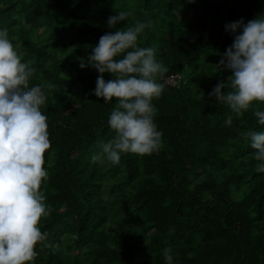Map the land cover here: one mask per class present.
<instances>
[{
    "label": "trees",
    "instance_id": "obj_1",
    "mask_svg": "<svg viewBox=\"0 0 264 264\" xmlns=\"http://www.w3.org/2000/svg\"><path fill=\"white\" fill-rule=\"evenodd\" d=\"M119 11L129 15L110 26ZM257 15L264 0H0V27L35 69L29 87L54 85L41 105L51 144L40 186L48 215L39 227L48 235L25 264H167L169 246L177 264H264V172L245 135L264 130L255 115L264 102L236 114L209 95L222 80V91L232 90V70L219 65L234 39L226 22ZM137 21L151 22L137 43L155 46L169 69L158 79L181 76L153 98L162 143L119 162L93 161L115 135L108 118L117 98L91 91L100 73L81 67L80 57L104 33Z\"/></svg>",
    "mask_w": 264,
    "mask_h": 264
},
{
    "label": "clouds",
    "instance_id": "obj_2",
    "mask_svg": "<svg viewBox=\"0 0 264 264\" xmlns=\"http://www.w3.org/2000/svg\"><path fill=\"white\" fill-rule=\"evenodd\" d=\"M129 15L119 11L108 18L110 26ZM151 22L137 21L125 29L106 32L99 38L87 59L80 57V66L96 68V87L91 91L105 100L117 98L108 124L114 137L101 141L93 161L119 162L125 152L151 153L162 143V130L154 120L157 107L154 97L165 89L163 79L169 71L156 56L155 46H140L139 34ZM225 29L234 39L223 52L219 65L231 69V91H222L226 81H219L209 93L226 103L233 112L242 114L253 101L264 102V15L245 22L243 17L226 22ZM123 54V55H121ZM35 69L23 61L22 55L0 27V264H25L35 260L37 242L47 239L48 233L39 227L42 216L48 215L45 195L41 191L43 178L48 175L44 153L50 147L47 114L41 110L47 100L46 88L51 83L29 87ZM105 72L113 73L106 79ZM255 115L264 125V109ZM232 116L225 121L231 125ZM259 160L257 171L264 172V130H249ZM167 264H177L172 248L164 249Z\"/></svg>",
    "mask_w": 264,
    "mask_h": 264
},
{
    "label": "rangeland",
    "instance_id": "obj_3",
    "mask_svg": "<svg viewBox=\"0 0 264 264\" xmlns=\"http://www.w3.org/2000/svg\"><path fill=\"white\" fill-rule=\"evenodd\" d=\"M56 0H43V4L44 5H46V4H48V5H50V4H53L54 2H55ZM225 2V1H224ZM180 10V12L182 13V9H179ZM186 24H184V26H185ZM198 175H202L203 174V170L201 169V168H195V169H193ZM123 210V208H121V207H116V210L114 211L115 213H118V212H121ZM74 224L75 225H77V222H76V220H74ZM166 243H168V242H166Z\"/></svg>",
    "mask_w": 264,
    "mask_h": 264
},
{
    "label": "built area",
    "instance_id": "obj_4",
    "mask_svg": "<svg viewBox=\"0 0 264 264\" xmlns=\"http://www.w3.org/2000/svg\"><path fill=\"white\" fill-rule=\"evenodd\" d=\"M181 76L179 74H171L164 77V81L168 85H176L180 83Z\"/></svg>",
    "mask_w": 264,
    "mask_h": 264
}]
</instances>
